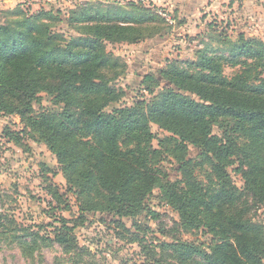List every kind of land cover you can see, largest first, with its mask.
Instances as JSON below:
<instances>
[{
	"label": "trees",
	"instance_id": "16d2710c",
	"mask_svg": "<svg viewBox=\"0 0 264 264\" xmlns=\"http://www.w3.org/2000/svg\"><path fill=\"white\" fill-rule=\"evenodd\" d=\"M97 7H83V17L72 13L69 20L89 24L79 27L87 36L68 41L42 20L45 11L33 16L18 8L5 12L13 18L0 24V112L18 115L56 156L82 214L135 218L148 210L157 219L145 201L158 187L184 231L203 227L214 236L209 251L182 245L186 259L196 254L208 264H264V225L232 214V204L244 192L227 170L239 161L236 171L245 190L264 202V41L243 33L233 41L227 29L219 33L222 51L252 59L248 74L255 78L229 79L217 66L220 57L199 50L197 62H187L192 70H163L166 86L157 94L147 86L150 101L108 113L106 108L125 94L101 71L125 64L107 52V43H141L145 37L133 25L165 19L141 4L129 11L114 7L112 13ZM156 79L146 77L147 82ZM41 93L57 109L44 108ZM217 115L236 121L232 131L222 126L223 138L213 134ZM151 124L168 134L159 138V149L145 145L155 138ZM164 157L179 165L180 180L160 182Z\"/></svg>",
	"mask_w": 264,
	"mask_h": 264
},
{
	"label": "rangeland",
	"instance_id": "374dc122",
	"mask_svg": "<svg viewBox=\"0 0 264 264\" xmlns=\"http://www.w3.org/2000/svg\"><path fill=\"white\" fill-rule=\"evenodd\" d=\"M135 4L164 19L171 16L173 23L165 20L133 25L145 37L138 44L107 43V52L119 57L125 67L105 68L101 73L125 95L118 103L110 104L106 112L150 101L147 86L157 94L166 86L163 70L171 66L192 70L194 67L187 62L195 64L199 50L220 57L217 66L229 79L239 74L256 77L248 74L252 59L234 58L222 51L225 46L220 43L219 33L227 29L233 41L239 33L264 41V0H0V24L13 18L5 13L9 10L18 8L29 16L45 11L48 16L42 20L68 41L87 36L79 27L88 25V21L69 20L73 12L83 17L87 10L82 9L87 6H99L112 13L117 11L114 7L129 11ZM244 61L250 66L242 65ZM147 76L157 79L147 82ZM40 96L44 108L57 109L46 93ZM214 120L213 134L222 138V126L230 131L236 127V121L227 115H217ZM150 133L155 138L145 145L159 149V138L168 134L154 124ZM191 151L194 156L199 154L195 148ZM239 166L237 161L227 169L234 184L244 192L242 200L232 204V214L264 225V202L245 190V180L236 171ZM159 169L160 182L180 180L174 159L164 157ZM145 204L158 215L157 219L148 210L135 218L108 212L82 214L56 156L18 115L0 112V264H208L196 254L188 259L183 256L187 245L209 251L214 236L208 229L184 231L178 212L158 187Z\"/></svg>",
	"mask_w": 264,
	"mask_h": 264
},
{
	"label": "built area",
	"instance_id": "2783aa9c",
	"mask_svg": "<svg viewBox=\"0 0 264 264\" xmlns=\"http://www.w3.org/2000/svg\"><path fill=\"white\" fill-rule=\"evenodd\" d=\"M164 15H165V14H164ZM169 16H170V15H169ZM170 17H171V16H170ZM170 17L165 18V20L167 21V23H169V22H170V23H173V21L171 20L172 17H171V18H170Z\"/></svg>",
	"mask_w": 264,
	"mask_h": 264
},
{
	"label": "crops",
	"instance_id": "0c3cea01",
	"mask_svg": "<svg viewBox=\"0 0 264 264\" xmlns=\"http://www.w3.org/2000/svg\"><path fill=\"white\" fill-rule=\"evenodd\" d=\"M204 3V2H203ZM205 9H207V6H206V8ZM241 16H242V14H240ZM207 19L206 18H204V21H206Z\"/></svg>",
	"mask_w": 264,
	"mask_h": 264
}]
</instances>
